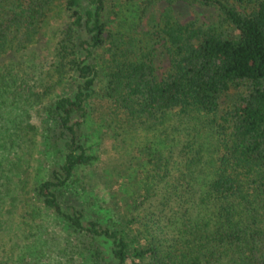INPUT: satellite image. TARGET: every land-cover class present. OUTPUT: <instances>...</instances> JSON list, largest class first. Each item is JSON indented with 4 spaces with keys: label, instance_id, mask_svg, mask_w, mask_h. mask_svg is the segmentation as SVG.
<instances>
[{
    "label": "trees",
    "instance_id": "trees-1",
    "mask_svg": "<svg viewBox=\"0 0 264 264\" xmlns=\"http://www.w3.org/2000/svg\"><path fill=\"white\" fill-rule=\"evenodd\" d=\"M85 1L60 0L43 69L23 52L55 0H0V251L20 240L35 250L21 264L50 248L49 264H264V0H182L212 7L208 22L163 0L145 40L127 0ZM105 146L124 174H104ZM96 165L118 208L89 193Z\"/></svg>",
    "mask_w": 264,
    "mask_h": 264
},
{
    "label": "rangeland",
    "instance_id": "rangeland-1",
    "mask_svg": "<svg viewBox=\"0 0 264 264\" xmlns=\"http://www.w3.org/2000/svg\"><path fill=\"white\" fill-rule=\"evenodd\" d=\"M120 1L122 2V0ZM126 2H128L132 8H135V12L139 14V19L136 20V23L133 25L131 30L135 35L141 36L143 39L147 37L146 39H148L147 33L151 29L153 21L158 18L160 12L164 9V7L167 6L166 3L163 0H127ZM80 3L83 7L86 6L85 0H80ZM55 4L57 5V7L55 6ZM51 6H53L52 9L54 10L47 12L46 17L40 24L39 33L34 40V43L23 52V54H37L36 59L38 58L37 60H43L45 62L43 65V69H46L49 62L52 60L51 55L53 54V46L55 45L58 31L63 27V22L65 19L64 12L62 10V7L60 6V0H55V2ZM169 7L171 8V14L180 21L195 19L201 22H208L216 19V12L210 6H203L196 3L176 0L170 3ZM117 10L120 15L126 14L124 9L122 7H119L118 4ZM122 27L124 29L126 28V25H123ZM149 43L154 47L153 60L155 65V72L157 75H160L167 65L165 52L160 46L159 42L157 43L156 41L149 40ZM89 140L95 142V135L91 134ZM108 154H110V151L107 146H105V149L101 151L102 160H105L103 164L107 166L104 174L106 173V176H111L115 174L116 171H118L119 174H124L123 170L125 169L121 165L124 157L119 159H117L116 157L108 158ZM99 170V165H96L92 175H90L91 170H89L88 168L81 171L86 175H90V177H92V180L95 181V184L93 185V191L91 190L89 191V193L93 195L96 194L99 198H103V200H98L103 204H107L112 210L113 205H115L114 201L118 202V191L116 190L115 184H106L101 181L100 178L98 179L97 176L99 174ZM122 178H125V176H122L120 179ZM115 206H117L118 208V206H121V204L117 203V205ZM111 212L113 213V211ZM23 246L24 244L20 240L19 244L14 246L16 247L14 251L8 248V245H3L2 250L0 251V260L4 261L3 264H21V257L28 256L31 258L33 257V255H35L34 248H29L28 250L30 251L28 253L26 251V248ZM51 251H53V248L47 249L41 257V263L37 262L36 264H49V254Z\"/></svg>",
    "mask_w": 264,
    "mask_h": 264
}]
</instances>
